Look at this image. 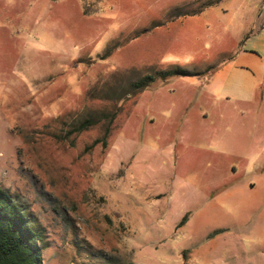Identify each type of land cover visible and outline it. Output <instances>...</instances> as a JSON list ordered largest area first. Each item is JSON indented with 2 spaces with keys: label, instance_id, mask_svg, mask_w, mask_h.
<instances>
[{
  "label": "rangeland",
  "instance_id": "rangeland-1",
  "mask_svg": "<svg viewBox=\"0 0 264 264\" xmlns=\"http://www.w3.org/2000/svg\"><path fill=\"white\" fill-rule=\"evenodd\" d=\"M208 1L0 0V185L40 224L43 264H264V135L241 133L264 110L206 87L250 16L185 14ZM174 67L201 73L129 93ZM101 109L95 143L107 119L73 126ZM218 138L229 166L203 154Z\"/></svg>",
  "mask_w": 264,
  "mask_h": 264
},
{
  "label": "crops",
  "instance_id": "crops-1",
  "mask_svg": "<svg viewBox=\"0 0 264 264\" xmlns=\"http://www.w3.org/2000/svg\"><path fill=\"white\" fill-rule=\"evenodd\" d=\"M219 4V3H218ZM217 5V4H216ZM215 6V5H213ZM211 7V6H210ZM238 7L241 12L243 9L248 10L250 18L247 21L242 17L233 19L229 26L232 37L236 42V49L230 59L222 63L214 73L210 74L206 87L211 90H216V80H223L225 78L224 87L214 94L218 97L225 96L227 98H234L236 102L243 101L250 106L251 112L264 110V0H246L244 4H239ZM208 8V7H207ZM243 8V9H242ZM206 9V8H205ZM204 9V10H205ZM237 10V7L235 8ZM203 10V11H204ZM202 11V12H203ZM202 12L196 14L199 15ZM245 12V13H246ZM246 15V14H245ZM195 16V15H190ZM187 16V17H190ZM243 16V15H242ZM186 18V17H185ZM201 73V72H198ZM176 76V75H175ZM197 76V75H195ZM237 76H242L247 79L246 83H238L235 81ZM172 77V76H171ZM170 78V77H168ZM167 78V79H168ZM166 80V79H165ZM212 92V91H210ZM263 113V112H262ZM264 117V115H263ZM249 121L245 122L241 128L242 135L257 134L263 136L264 132L262 121L251 118H245ZM242 120V119H241ZM264 122V121H263ZM263 132V133H262ZM225 138H218L217 141L212 140L207 144L213 150H204L203 154L210 155L208 158L209 166H229L230 163L218 162L215 156H219L221 160H225L222 156H228L229 153L235 154L233 149L228 152L225 151ZM250 148L259 146L258 142H247ZM215 146L220 150L215 151Z\"/></svg>",
  "mask_w": 264,
  "mask_h": 264
},
{
  "label": "trees",
  "instance_id": "trees-1",
  "mask_svg": "<svg viewBox=\"0 0 264 264\" xmlns=\"http://www.w3.org/2000/svg\"><path fill=\"white\" fill-rule=\"evenodd\" d=\"M220 3L208 1L196 10L185 13L196 15L205 8ZM199 73L174 67L157 70L154 74H146L130 84L129 93L137 97L156 78L167 79L171 76L197 75ZM103 138L96 142L106 143V137L114 120V113L104 109L93 111L73 129L82 131L92 125L105 121ZM44 234L40 224L31 215L28 206L0 185V264H43L42 250L45 247Z\"/></svg>",
  "mask_w": 264,
  "mask_h": 264
}]
</instances>
